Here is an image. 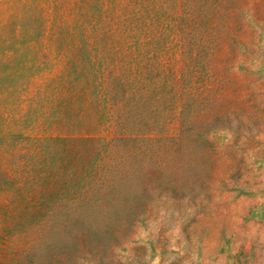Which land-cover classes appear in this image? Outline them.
<instances>
[{"label":"rangeland","instance_id":"1","mask_svg":"<svg viewBox=\"0 0 264 264\" xmlns=\"http://www.w3.org/2000/svg\"><path fill=\"white\" fill-rule=\"evenodd\" d=\"M110 184L65 264H264V0H0V264Z\"/></svg>","mask_w":264,"mask_h":264},{"label":"trees","instance_id":"2","mask_svg":"<svg viewBox=\"0 0 264 264\" xmlns=\"http://www.w3.org/2000/svg\"><path fill=\"white\" fill-rule=\"evenodd\" d=\"M125 190L119 184H110L102 193H96L80 208L78 214L67 215L65 221L69 225L72 243H54L53 252L47 262L37 261L34 253H27L16 264H65L62 253L78 254L76 237L82 235L88 245L96 246L101 253L106 252L111 242L116 238V230L122 225L124 218L130 217L131 212L122 210L120 201L127 198ZM57 207H53L54 210ZM58 209V208H57ZM69 216V217H68ZM103 256L100 261L102 262Z\"/></svg>","mask_w":264,"mask_h":264}]
</instances>
